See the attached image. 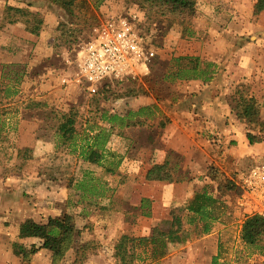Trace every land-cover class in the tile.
<instances>
[{"label": "rangeland", "instance_id": "1", "mask_svg": "<svg viewBox=\"0 0 264 264\" xmlns=\"http://www.w3.org/2000/svg\"><path fill=\"white\" fill-rule=\"evenodd\" d=\"M88 2L91 12L81 19L53 0H16L17 7L31 10L43 19L39 34L32 33L30 37L23 36V22L8 30L3 25L5 21H0V264L24 263L14 253L15 242L28 248L41 245L38 238L19 237V227L26 219L46 223L50 217L70 213L80 231L81 242L92 241L93 237L102 241L97 249L98 242L94 240L96 246H89L83 254L76 255L73 249L60 264H117L120 236L150 235L158 227L168 228L165 222L174 209L165 210L166 218L154 222V214L162 213L157 203L162 206L163 188L162 183L148 181L145 171L162 160L169 135L182 132H177L178 126L172 129L166 108L172 105L170 100L179 103L191 87L186 80L172 82L164 76L173 58L200 55L205 42L210 44L211 38L219 36L214 30L210 32L216 28L213 23L225 26L236 20L226 15L227 0H196V14L185 23L174 15L150 9L140 0ZM242 3L246 10L249 2ZM7 5L8 0H0V13H5ZM118 16L133 20L136 30L154 46L157 55L148 74L115 84L96 103V97L83 92L75 81L78 54L97 26ZM248 20L245 17L242 26L256 22L255 17ZM185 26L189 29L184 31ZM251 36L252 33H246L243 37L249 40ZM12 59L15 61H9ZM51 69L57 73L45 76ZM255 74L240 82L227 83L229 116L232 115L234 124L231 131L223 133L220 147V133L206 127L200 115L181 114L176 118L185 127L183 142L191 136L208 152L214 151L210 155H199L196 151L197 157L170 155L169 159L179 164L182 173H188L185 181L193 180L197 190L206 186L224 205L218 220L220 229L214 235L220 234L218 255L212 256L210 250L205 252L202 249L205 243L192 249L186 242L178 246L169 244L167 255L156 261L138 249L141 258L136 264H263L264 249L245 243L241 237L244 212L238 206V188L234 185L241 172L264 161V131L238 118L233 107L237 103L235 93L244 90L246 95L257 99L264 119V74ZM6 89L15 93L6 96ZM141 107L148 108L141 115H134L130 125L115 123L105 153L116 155H108L103 165L85 161L79 152L62 145L57 126L61 114L71 108L78 112L77 128L82 134L90 132L89 126L94 124L109 128L110 123L103 116H127ZM249 132L256 136V142H249ZM80 141L77 139V143ZM251 146H257L255 153L247 150ZM218 148L224 156L215 155ZM119 159L120 165L114 172L109 171V162ZM194 161L207 168L208 176L191 174L196 171L192 169ZM211 163L219 168L215 173L218 180L211 177L214 172ZM186 166L192 171H186ZM176 192V198L182 200L189 189L182 184ZM187 221L186 216L184 223L189 236L197 239L204 236ZM82 256L85 259L79 260ZM51 261V251L43 248L30 259L31 264H51Z\"/></svg>", "mask_w": 264, "mask_h": 264}, {"label": "trees", "instance_id": "2", "mask_svg": "<svg viewBox=\"0 0 264 264\" xmlns=\"http://www.w3.org/2000/svg\"><path fill=\"white\" fill-rule=\"evenodd\" d=\"M53 1L64 8L69 14L81 19H83V15L91 12V5L88 0ZM140 1L150 7V9H156L163 14H171L178 19L180 18L179 21L182 23H185V20H190L196 14V0ZM262 10H264V0H257L254 5V15L257 16ZM4 17L9 23L23 22L26 29L35 34H39L43 24L42 17H39L37 13L15 5L6 6ZM92 17H94L93 14ZM186 28L189 29V26H185L184 31ZM217 68L218 66L215 62L202 59L200 56H177L172 59L170 68L165 73L164 78L172 82L179 80H202L209 82L217 73ZM6 90V96L15 93L9 92V89ZM108 91L109 89H103L101 94L95 95L96 103ZM243 91L238 89L235 93L237 94L236 97H238V100L234 96V101L237 102L233 106L234 110H236V115L247 124H254L261 131H264V119L261 117L257 99L252 95H246ZM146 108L148 107L138 108L137 111L130 112L127 116H120L119 114L103 116L110 123L109 128L94 124L89 126L90 132L84 131L82 134H80L77 128L78 112L71 108L68 112L61 114L57 132L61 137L62 145L71 147L73 152H79L85 161L103 165L108 155L111 157H115L116 155L114 153L110 154L109 152L105 153L106 143L115 127V123L118 122L119 126L130 125V119L134 115H141ZM134 122L137 121H131V123ZM93 131L96 132L93 133ZM247 138L250 143L257 141L256 136L250 132L247 133ZM77 139H81L80 143H77ZM109 163H111L110 167H108L109 171L114 172L116 167L120 165L121 159L117 161L112 160ZM178 165V163L169 161L155 163L148 170L146 179L148 181L182 182L186 176L180 171ZM216 166L212 164L214 172L211 174V177L212 179L218 180L215 177V173H217L219 168ZM234 185L237 187L236 184ZM207 190L206 186L202 187V189L195 191L194 197L186 206L172 210L171 218L165 222L169 225L168 228L158 227L150 235L132 236L127 233L123 234L116 256V263L136 264L138 258H141L138 249H143L154 261L165 257L168 253L169 244L184 243L190 237L188 230L184 227V218L186 216L188 217L187 223L193 224L200 233H208L212 228L213 222L220 219L225 207L219 198ZM186 212L187 214L185 215ZM242 221L241 237L243 241L256 248L264 249V218L259 215H249ZM79 234L80 231L75 226L74 216L70 213H62L59 216L50 217L46 223L26 219L19 227V237L22 239L38 238L42 243L40 246L33 244L28 248L22 243L15 242L14 253L22 257L24 260L23 264H31L30 259L32 255L43 248L51 251V264H60L73 249L77 255L79 253H85L91 245L92 247L96 246L94 241L81 242L79 240V237H81ZM83 259H85V256H82L79 260Z\"/></svg>", "mask_w": 264, "mask_h": 264}, {"label": "crops", "instance_id": "3", "mask_svg": "<svg viewBox=\"0 0 264 264\" xmlns=\"http://www.w3.org/2000/svg\"><path fill=\"white\" fill-rule=\"evenodd\" d=\"M229 1L227 5L229 7L226 8L227 16L231 17L232 19H236L235 22L226 23L223 21L225 26L220 25H213L216 27L211 28L210 32L212 30L216 31V34H219V36H216V39L211 38L210 44L205 42L204 49H200V52H198L202 59L209 60L212 62H215L218 66L217 73L214 75L213 79L209 82H204L202 80H189L188 84L191 87L190 93H187L186 96L179 101V103L174 102L173 100L169 101V104L171 106L167 107L166 109L169 110L166 112L170 115V119H172V123L170 126H172V129H175L176 126H178L177 132L175 131L169 135V139L166 140L167 144L164 150V157L161 161L156 163H163L165 161L174 162L173 160H170V155H194L197 157L199 152V155H204V153H208L210 155V152L214 154V151L208 152L205 150L199 142H197L194 138L191 136L188 137V141L183 142V135L182 133H185V127L181 126L177 121L176 118H180L181 114L183 115H200V120H203L206 124V127L209 129H212L213 131H217L221 135L220 143L223 142V133H227L231 131L233 128V118L230 114V103L228 101L229 97V88L227 87V83H234V82H240L241 80H244L245 77L250 78L253 73L259 72L261 74H264V10H262L257 16L254 15V5L257 0L252 2L251 0H227ZM249 2L248 8L244 10L242 8L243 3L242 2ZM12 2V3H11ZM217 3L220 1H216ZM217 3H214V7L217 5ZM16 5V0H8V5ZM5 6V5H4ZM19 6V5H16ZM247 7V6H246ZM5 8V7H4ZM4 10V9H2ZM229 12L231 14H229ZM3 13V14H1ZM0 15V21L3 22L6 29H12L17 24H22L21 22L16 23H9L5 17L4 12L1 11ZM245 17L249 18V22L251 17H255L254 24L250 22L244 23L242 26ZM237 23V24H236ZM24 25V24H23ZM246 25H250L249 27ZM25 34H23L24 37H30L31 32H29L26 27L24 26ZM252 33L251 39L246 40L243 36L245 34ZM29 34V35H28ZM27 35V36H26ZM201 44V43H200ZM218 48V49H216ZM216 49V50H215ZM252 50V51H251ZM254 50V52H253ZM189 51H192L190 49ZM214 51H216L214 53ZM15 52V50L13 51ZM16 53V52H15ZM4 61V60H3ZM14 62L15 60H9ZM54 73H57L55 69L48 70L44 73L45 76L52 75ZM255 74V75H256ZM238 75V76H236ZM241 76H243L241 78ZM261 77L259 79L261 80ZM0 78H1V71H0ZM21 93V91L19 92ZM196 117V116H195ZM175 125H174V124ZM203 123V125H204ZM257 146H251L247 150L251 153H255ZM226 154L229 150L226 148ZM219 156H224V152L221 151V148L217 149V154ZM196 160V159H195ZM197 161L192 162L194 165L195 172H192L191 174L193 176H208L207 168L202 167L199 163L197 165L195 164ZM215 164V163H211ZM181 166V165H180ZM186 171H192L191 168H187ZM151 167L149 166L147 170L145 171V174H147L148 170ZM204 170V171H203ZM187 178L188 173L184 174ZM162 183L161 187L163 188V197H162V206H160L157 203V208L162 210V213L160 215L154 214L155 221L158 222L162 219L166 218L165 210L168 209H175L178 207L186 206L185 203L189 202L195 195V191H197V187L195 188V182L191 180L190 178L187 179V181L182 182H165V181H154ZM191 183V184H190ZM182 184H185V187L189 189V192L187 194V197L182 200L180 198H176V189L179 187L181 189ZM215 197L217 195L215 193H211ZM178 199V200H176ZM140 207V206H139ZM153 215V214H152ZM220 220V219H219ZM186 224V223H185ZM190 226H194L193 224L187 223ZM220 222L218 220L214 221L212 224V228L208 233H205L203 237L200 238H194L191 236L184 242V243H174L176 246L185 244L188 242L189 247L193 246L196 248L202 245V243H205L206 249L202 246V249L206 251H211L212 256L218 255L219 252V235L214 236L219 231ZM186 228V226L184 225ZM189 231V228H187ZM146 233V230L144 231V234ZM143 235V233H140ZM101 237V236H99ZM121 237V236H120ZM103 239V236L101 237ZM95 242H98L97 249L99 248V242H102L96 238L93 237V240ZM97 244V243H96ZM196 263V262H195Z\"/></svg>", "mask_w": 264, "mask_h": 264}, {"label": "built area", "instance_id": "4", "mask_svg": "<svg viewBox=\"0 0 264 264\" xmlns=\"http://www.w3.org/2000/svg\"><path fill=\"white\" fill-rule=\"evenodd\" d=\"M156 55V49L136 30L133 20L113 17L97 26L81 47L75 81L88 95H99L103 89L148 74ZM236 185L244 218H264V161L241 172Z\"/></svg>", "mask_w": 264, "mask_h": 264}]
</instances>
